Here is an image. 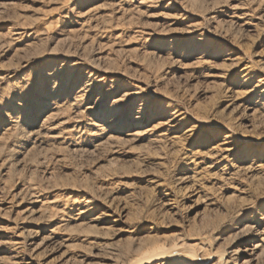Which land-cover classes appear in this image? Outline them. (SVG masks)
Instances as JSON below:
<instances>
[{
  "label": "rangeland",
  "instance_id": "rangeland-1",
  "mask_svg": "<svg viewBox=\"0 0 264 264\" xmlns=\"http://www.w3.org/2000/svg\"><path fill=\"white\" fill-rule=\"evenodd\" d=\"M0 264H264V0H0Z\"/></svg>",
  "mask_w": 264,
  "mask_h": 264
}]
</instances>
